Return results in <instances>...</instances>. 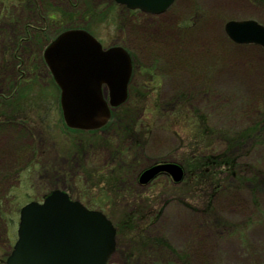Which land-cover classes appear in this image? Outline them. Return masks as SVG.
I'll return each instance as SVG.
<instances>
[{"label":"rangeland","instance_id":"374dc122","mask_svg":"<svg viewBox=\"0 0 264 264\" xmlns=\"http://www.w3.org/2000/svg\"><path fill=\"white\" fill-rule=\"evenodd\" d=\"M244 19L264 25V0H174L160 14L115 0H0V120L14 118L0 123V264L20 208L53 190L110 219L112 264H264V50L224 30ZM63 29L132 58L127 101L106 132L65 127L44 67H24L18 81L11 54L31 48L41 59ZM26 33L35 40L22 41ZM197 151L234 159L241 174L211 159L204 171L213 168L207 181L216 176L219 189L199 186ZM167 162L182 166L181 181L138 183Z\"/></svg>","mask_w":264,"mask_h":264},{"label":"water","instance_id":"95a60500","mask_svg":"<svg viewBox=\"0 0 264 264\" xmlns=\"http://www.w3.org/2000/svg\"><path fill=\"white\" fill-rule=\"evenodd\" d=\"M115 1L148 13H160L173 2ZM224 30L235 43L264 49V26L255 20H231ZM44 59L60 90L62 118L69 128L101 129L110 121L112 109L128 98L132 61L119 45L103 49L89 32L67 29L45 49ZM160 172L168 173L173 181L183 177L179 164L157 163L141 173L139 182L146 183ZM114 236L115 229L102 212L89 210L70 200L67 193L54 190L42 203L31 202L21 209L18 240L6 263L108 264Z\"/></svg>","mask_w":264,"mask_h":264},{"label":"trees","instance_id":"16d2710c","mask_svg":"<svg viewBox=\"0 0 264 264\" xmlns=\"http://www.w3.org/2000/svg\"><path fill=\"white\" fill-rule=\"evenodd\" d=\"M129 12H134V11H131V10H129ZM27 34V33H26ZM25 35V34H24ZM27 37H29V38H31V40L32 41H34L35 40V37L34 36H30V35H26ZM37 37H39V36H37ZM121 108H117L114 112H113V114H112V119H111V121L103 128L104 129V132H106L109 128H111V127H113L116 123L118 124L119 123V121H117L116 120V118H118V117H120V114L118 113L119 112V110H120ZM262 125L264 126V120H263V123H262ZM125 129H126V131H128L129 130V128L128 127H124ZM256 131H259L257 128H256ZM95 133V132H94ZM237 139V138H236ZM236 139H234V140H236ZM239 139H240V137H239ZM238 139V140H239ZM198 152V151H197ZM201 152V151H200ZM198 156H196V157H194L195 159H196V161H195V164H194V173L192 172L190 175H189V179L193 176V174H194V179L195 180H198L199 181V183H198V185L199 186H204V185H206V186H211L212 184H213V187L215 188V190L213 191V192H216L218 189H219V186H217L215 183L216 182H214L216 179H217V177L216 176H214V178H212V179H210L209 181H207L211 176L209 175V174H211L212 172H213V168L212 169H210V170H208L207 171V173L204 171V169L207 167V166H210V164H212L213 162H212V160L211 159H213V160H219V163H215V164H223L222 165V167H224L223 168V170H228L229 171V173H231V176L232 177H235V175H240L241 174V172L239 171V172H237L236 171V164H235V162H234V159H231V158H229V157H227V156H225V155H217V156H214L213 157V155H209V156H211V157H208V158H206L205 156H201L202 154H200L199 152H198ZM195 155V154H194ZM224 161V162H223ZM213 165V164H212ZM215 172V171H214ZM213 172V173H214ZM209 175V176H208ZM134 177H135V175H133ZM208 176V177H207ZM236 179V178H235ZM238 179V178H237ZM207 182V183H206ZM213 192L210 194V196L212 197V196H214L215 194H213ZM139 231V230H138ZM137 235H138V232H137Z\"/></svg>","mask_w":264,"mask_h":264},{"label":"flooded vegetation","instance_id":"af4514ba","mask_svg":"<svg viewBox=\"0 0 264 264\" xmlns=\"http://www.w3.org/2000/svg\"><path fill=\"white\" fill-rule=\"evenodd\" d=\"M53 1V0H52ZM57 8V7H56ZM59 9V8H58ZM52 14V13H51ZM21 40L22 41H26V42H33L32 40H31V38H29V37H24V38H21ZM28 45H30V43L28 44ZM27 45V46H28ZM14 46V45H13ZM12 46V47H13ZM11 47V48H12ZM7 48V47H6ZM28 49V48H27ZM7 50V54H9V56L7 57V59H9L10 58V53L11 52H8V49H6ZM22 56H19L18 55V53L17 54H11L12 55V58H15L16 59V61H15V59H14V66H13V63L12 62H10L9 63V66H10V64H12V66L13 67H16L18 70H19V72L21 73L20 74V76L18 77V81H20L21 79H23V77H22V75H23V71H22V69L24 68V67H28V65H30V68H33V67H36V68H38V66L40 65V67H44L45 69H48V66H47V64H46V62H45V60H44V58H43V52H42V58L40 59L39 58V55H38V53H36L35 55H33V57L32 58H30V55H32V54H34V51L33 50H31V48L30 49H28V55L25 57V53H23V51H22ZM40 54V53H39ZM39 58V59H38ZM6 59V60H7ZM7 62H9V61H7ZM31 66H33V67H31ZM20 69H21V71H20ZM39 76V74H33L32 76H30L31 77V79H34V78H36V77H38ZM26 81H28L27 79H26ZM6 97V96H5ZM9 97V96H8ZM1 117H4V114H1L0 115ZM6 117H5V119H3V120H1L2 122H5V121H7V120H9V119H14L13 118V116L12 115H9L8 114V112L6 113V115H5Z\"/></svg>","mask_w":264,"mask_h":264},{"label":"bare ground","instance_id":"6f19581e","mask_svg":"<svg viewBox=\"0 0 264 264\" xmlns=\"http://www.w3.org/2000/svg\"><path fill=\"white\" fill-rule=\"evenodd\" d=\"M228 37V36H227ZM229 38V37H228ZM230 39V38H229ZM8 255L6 256L5 260H4V264H6V259H7Z\"/></svg>","mask_w":264,"mask_h":264}]
</instances>
